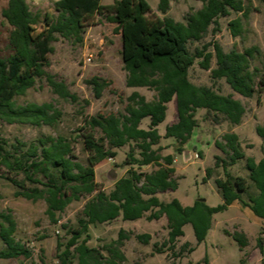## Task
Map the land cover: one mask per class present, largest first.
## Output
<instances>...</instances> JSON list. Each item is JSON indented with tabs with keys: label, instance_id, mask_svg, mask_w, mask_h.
I'll list each match as a JSON object with an SVG mask.
<instances>
[{
	"label": "trees",
	"instance_id": "obj_1",
	"mask_svg": "<svg viewBox=\"0 0 264 264\" xmlns=\"http://www.w3.org/2000/svg\"><path fill=\"white\" fill-rule=\"evenodd\" d=\"M7 1L2 15L11 31L9 54L0 55V119L36 126L55 122L58 113L51 105L32 103L18 107L16 98L24 96L44 75L52 51V32L80 33L95 25L100 18L116 24L120 30L122 59L128 73L127 87H144L156 92L152 101L133 92L127 99L124 114L98 116L83 124L82 129L90 127L103 131V138L99 141H91L83 135L86 149L93 155L87 165L76 161L71 143L63 137L40 139L22 157L7 154L0 140V167L23 172L27 181L39 184L41 188H29L14 178L6 179L18 188V196L33 201L44 199L48 205L47 213L53 220L72 202L88 198L78 219V227L72 230L71 239L57 256L58 264H123L126 256L122 247L129 237L125 230L119 231L116 241L102 248L88 246L91 225L110 223L119 218L155 221L166 217L168 239L163 247L170 250L185 236L184 227L188 224L193 227L196 241L199 244L204 242L212 227L213 215L227 210L235 202L249 208L264 221V155L259 161L247 157L235 133H226L223 142H216V147L225 154V158L215 156V167H222L225 176L215 181L223 197L222 204L210 207L197 200L192 206H184L178 199L165 203L158 197L175 191L178 186L175 157L163 155L159 147L163 136L158 127L165 122L168 104L173 99H176L178 121L166 126L165 137L183 144L188 143L198 126L196 113L199 109L222 115L232 125H240L243 121L246 108L233 94L223 95L212 87L196 86L190 81L189 70L196 57H203L200 65L209 70L213 55L202 51L195 56L186 47L189 42L202 40L213 24L218 25L220 17L231 12L248 17L243 0H201L203 7L188 14L184 22H177L167 15L170 0H159L158 12L152 9L148 0H117L110 5H104L102 0H57V15L33 12L26 0ZM229 28L234 37L240 36L242 19L232 20ZM213 47L217 61V68L212 70L213 79H224L233 92L245 98L264 91V78L257 82L258 70L251 68L254 48L242 53L235 50L225 53L218 43ZM50 84L61 97H69L62 83L50 78ZM95 87L97 96H100L104 86L95 82ZM146 119L149 124L143 128ZM256 132L264 143V124L257 126ZM124 146H129L124 161L129 169L107 193L95 180V168L105 159L114 158L115 149ZM240 160L246 161L247 177H233L228 171V167ZM148 166L154 169L150 172L142 170ZM211 173L208 168L206 177ZM39 174L44 180L37 178ZM16 231L17 223L12 214L0 212V239L6 246L0 250V258L30 257L24 245L16 240ZM233 238L241 249L248 244L244 234L234 233ZM136 239L149 244L151 235L138 234ZM258 247L264 253L260 238Z\"/></svg>",
	"mask_w": 264,
	"mask_h": 264
},
{
	"label": "rangeland",
	"instance_id": "obj_2",
	"mask_svg": "<svg viewBox=\"0 0 264 264\" xmlns=\"http://www.w3.org/2000/svg\"><path fill=\"white\" fill-rule=\"evenodd\" d=\"M33 12L42 14L49 12L57 15L55 2L57 0H26ZM117 0H102L104 5L113 4ZM155 12L159 0H148ZM248 9V17L231 12L218 19V25L213 24L200 41L187 44L188 51L195 56L198 52L212 54L211 67L205 70L200 64L203 57H196L194 66L189 70V79L196 86L212 87L223 94H233L246 108V114L240 125L228 123L222 115H214L206 109L196 113L198 126L193 131L191 139L183 144L174 138H166V126L178 121L176 99L168 104L167 118L159 127L163 136L159 147L162 154H172L175 157V177L178 182L175 191L159 194L162 202L168 203L178 199L184 206H192L197 200L205 199L210 207L223 203V197L215 183L216 179L224 178L222 167H215V156L225 158V154L216 147V142H223L226 133L239 136L242 149L247 157L259 161L264 155V143L256 132L259 125L264 124V91L256 93L252 98H245L230 88L224 79H213L212 70L217 68L214 43H218L225 53L232 50L244 52L254 48L251 58V68L258 70V79L264 78V0H243ZM8 4L0 0V55L9 54V35L11 27L2 15ZM203 7L201 0H170L168 16L177 22H184L185 17ZM160 14V13H159ZM161 15V14H160ZM241 18L243 32L234 37L229 23ZM51 53L44 68L45 73L36 80L35 86L24 96L16 98L18 107L29 104L51 105L57 111V118L52 125L36 126L30 123H9L0 119V140L7 154L14 157L22 155L33 144L47 137L66 138L72 145L76 161L84 165L93 157L86 149L84 136L91 141L103 138L100 128L82 129L84 123L98 116L109 117L125 113L127 99L133 92H139L147 100L152 101L156 92L148 88H129L126 85L127 71L122 59V39L116 24L105 19L80 33L52 32ZM50 78L62 83L69 92V97H61L50 84ZM95 82L103 85L100 96H97ZM260 85L258 84V88ZM53 114V112H50ZM149 120L142 123L147 128ZM158 146H156L157 148ZM178 148L182 150L179 151ZM116 156L107 158L95 168V180L102 184L109 193L115 181L126 176L129 166L124 165L129 146L115 149ZM212 173L206 177V170ZM153 166L142 170L150 172ZM113 172L116 180L109 178ZM233 176H248L246 161L240 160L236 165L228 167ZM6 177L22 182L26 187H40L25 179L23 172H12L5 166L0 167V212L10 213L17 223L16 240L29 252L30 257L0 258V264H58L57 256L64 250V245L71 239V232L78 227L88 198L72 202L54 220L47 213V203L44 199L28 200L17 195L18 188ZM38 179L44 180L42 174ZM244 198L247 200L246 195ZM168 222L166 217L160 220L148 221L145 218L136 221H116L91 225V239L88 246L102 248L116 241L120 230L128 232L122 251L126 256L123 264H264V253L258 247V239L264 247V221L253 212L235 202L227 210L213 215L212 227L204 242L196 241L193 227H184L185 236L180 238L174 249L163 247L168 239ZM234 233L244 234L248 240L246 247L241 249L233 238ZM138 234H150L149 244L136 239ZM59 244L62 246L60 247ZM6 246L0 239V250ZM107 254L106 252H104Z\"/></svg>",
	"mask_w": 264,
	"mask_h": 264
},
{
	"label": "water",
	"instance_id": "obj_3",
	"mask_svg": "<svg viewBox=\"0 0 264 264\" xmlns=\"http://www.w3.org/2000/svg\"><path fill=\"white\" fill-rule=\"evenodd\" d=\"M109 178H110L111 180H116V179H117V176L111 171V172L109 173ZM199 201H203V202H205L206 200H205V199H200Z\"/></svg>",
	"mask_w": 264,
	"mask_h": 264
}]
</instances>
